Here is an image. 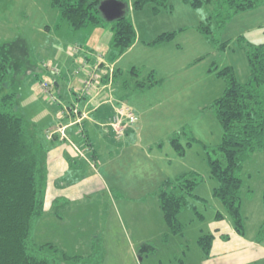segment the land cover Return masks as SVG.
I'll return each instance as SVG.
<instances>
[{
    "label": "rangeland",
    "instance_id": "obj_1",
    "mask_svg": "<svg viewBox=\"0 0 264 264\" xmlns=\"http://www.w3.org/2000/svg\"><path fill=\"white\" fill-rule=\"evenodd\" d=\"M125 1L128 4V17L137 33V45L127 55H130L129 58H134L133 55H150L140 61L155 69L162 80L161 89L137 99L142 109L139 125L143 133L141 148L139 145L123 150L126 136L116 139L112 128L107 126L117 141L108 140L112 149L100 154L95 174L94 170L80 169V176L91 180L77 187L82 190L79 200L68 207L71 218L68 217L65 225L68 233L71 230L69 237L65 234L60 236L59 226L63 227L64 224L60 223L58 216L51 215L46 221L36 223L31 239L33 252L53 264H66L59 252L61 249L67 250L71 257L83 258L73 264H206L207 259L197 243L199 238L213 232L219 210L226 213L227 222H233L221 202L213 199L212 193L217 183L210 176L201 145L194 144L185 156H180L170 139L184 128H189L198 140L209 147L218 144L216 139L222 136V129L208 106L224 92L226 82L214 75L207 80V72L213 64L220 67L232 65L236 67L239 79L247 80V60L236 39L244 36L256 44L264 42V5L255 11L237 15L222 34L216 33L221 41L233 40L230 48L221 52L193 29L194 24L206 18L208 8L194 10L181 0H171L167 8L155 13L153 5L136 11L132 6L133 0ZM113 26L114 22L101 15L100 24L74 32L60 13L52 8L50 0H0V44L21 38L28 49L25 57L14 50L9 53L12 55L10 83L11 87L18 89L20 107L31 124L42 131L49 122L33 107L35 100L44 101L50 107L52 105L39 91L41 82L54 86L58 99L57 104L53 105L57 109L56 117L64 115L62 108L69 100L59 92L55 85L56 76L51 72L58 66L56 55H64L67 61H71L69 71L64 72L65 81L70 84L65 89L75 90V93H70L77 101L81 95L77 81L84 75L87 64L82 67V59L74 58L71 54L74 47L80 46L75 39L81 36L89 39L83 46L90 47V52L83 47L85 51L78 55H111ZM187 27L171 42L155 47L148 45L164 33ZM201 58L203 60L196 64ZM47 66L50 68L47 69ZM34 68L38 69V78L33 77ZM144 71L142 75L145 76ZM131 81L134 82L133 79ZM51 130L48 132L56 129ZM76 130L73 128L69 132ZM67 133L65 136L61 134L62 139H68ZM134 140L140 142L136 138ZM62 144L70 146L68 141ZM190 170L205 178L196 190V194L205 198L196 207L203 218L197 217L192 207L186 208L180 214L184 233L173 236L160 207L159 187L165 180ZM242 178L245 183L242 212L246 235L239 236L241 240L232 238V233L226 229L225 233L231 237L226 244L231 243L230 249L240 250L244 257H255L263 254L264 248V151L258 152L245 164ZM43 180L46 187L45 175ZM166 235H169L167 240ZM256 245L261 248H250ZM96 250L101 252L103 260L92 256L97 253Z\"/></svg>",
    "mask_w": 264,
    "mask_h": 264
},
{
    "label": "trees",
    "instance_id": "obj_2",
    "mask_svg": "<svg viewBox=\"0 0 264 264\" xmlns=\"http://www.w3.org/2000/svg\"><path fill=\"white\" fill-rule=\"evenodd\" d=\"M102 1L50 0L52 8L60 13L74 32L100 24L99 6ZM118 1L126 4V14L114 22L111 42L113 60L121 58L137 42L135 26L128 17V4L125 0ZM170 1L133 0L132 6L134 10L142 11L153 5V11L158 13L167 8ZM181 1L194 10L208 8V15L198 23L195 30L221 52L228 50L233 40L221 41L216 33L222 34L237 15L255 11L264 5V0ZM187 29L164 33L148 45L155 47L171 42L178 33ZM236 42L248 63L247 80L241 81L236 68L231 65L219 67L213 64L209 69L210 73L226 82L224 92L208 107L222 129L219 144L213 147L205 145L189 128L176 134L171 139V144L180 156H185L194 144L201 145L210 176L217 183L214 197L221 202L232 219L235 232L244 237L246 224L242 209L245 183L242 171L245 164L258 152L264 151V42L256 44L244 36L238 37ZM80 48L81 53L84 49ZM12 50L23 53L24 57L28 54L26 42L21 38L0 44V264H53L50 260L37 256L31 242L36 223L45 207L46 187L43 177L47 145L42 137L43 130L31 124L22 111L18 89L11 87L12 55L9 53ZM202 60L203 58L198 59L197 62ZM132 72L138 70L134 69ZM160 85L162 80L156 72L151 71L138 80L136 88L144 91ZM87 144L91 146L89 140ZM204 181L205 178L200 173L190 171L165 180L159 187L160 207L170 235L179 236L184 233L185 227L180 214L186 208L192 207L196 216L203 218L191 203L192 200L204 201L196 194L197 188ZM54 207L58 212L63 205L56 199ZM216 218L221 220L223 215L218 213ZM168 236H165V240ZM223 238L227 240L229 237ZM215 239L214 234H204L199 238L198 245L206 257L211 255ZM96 251L92 256L103 260L101 252ZM59 252L66 264L83 260L80 256L71 257L62 250Z\"/></svg>",
    "mask_w": 264,
    "mask_h": 264
},
{
    "label": "crops",
    "instance_id": "obj_3",
    "mask_svg": "<svg viewBox=\"0 0 264 264\" xmlns=\"http://www.w3.org/2000/svg\"><path fill=\"white\" fill-rule=\"evenodd\" d=\"M197 25L198 23L194 24L193 29H195ZM82 31L83 30L78 31V32H82ZM75 40H76V43H80V47L83 48L85 47L83 45H86V42L89 39H85L84 37L81 36ZM136 43L128 52H126L121 58L117 60H113L112 55H103L102 58L99 57V55L98 57L96 55H72L74 58L78 57L82 59L80 61L82 67H85L83 64H87L85 71H83L84 75H82L81 78L78 79L77 81L81 91L83 90L84 82L88 78L87 77L88 72L93 70L96 65H99L100 67L99 73L101 75L98 95L95 94V92L92 93L91 95H86V96L80 95L77 101L74 99V96L71 95V93H75L74 92L75 90L71 88L65 89V87L66 86L69 87L70 84L66 83L64 72L66 70L69 71V65L71 64V61H67L64 55H56V57L55 55H53L56 58L57 63H58V66L54 71V74L56 76L55 85L57 86L59 92L62 95H65L66 99L69 100L67 101L68 102L67 106L76 104L80 108L82 113L84 115L86 114V118L82 122L84 125V132L86 135L79 134L78 130H79L80 125H77V124L74 125L75 123L74 117L65 116L64 118L62 116L60 118L58 116L57 118L56 117L57 109H55V106H53V104L50 107L48 105H45L47 103H45L44 101L42 102V101L35 100L33 103L34 109H36L43 116H46L48 119L47 121H49L48 125L43 130L44 133L42 134V137L45 140V143L47 145V153L45 154V159H44V175H45V180L47 183L46 196H45V207H44V212L42 216L38 218L37 222H39L40 220L46 221L47 219L50 218L51 215L55 214L56 216H58V220L60 221V223L64 224L63 227L62 225L59 226L60 236L65 234L67 235V237H69L71 230H69V233H68V231H66L67 226L65 225L68 217L71 218V214H68V207H71V204L74 201L76 202L77 200H79V196L82 190L77 189V187H79L81 184L88 183L90 179V178L83 179V176H80V169L88 168L89 170L90 169L94 170V174H95V171L98 165L97 163H99L100 161V154L103 151H110L112 149L109 147L108 140H110L111 142L116 140L113 136L111 129L104 125L113 115L115 105L124 102L138 116L137 124L135 125L133 129L128 131L126 134V138L124 139L125 146L123 150H127L132 146L137 147L139 145L141 148V141L143 139V133L140 128L141 126L139 125L141 123L140 119L142 117L141 115L142 109L140 108L138 104L139 102L137 101V99L139 96H143L144 94H147L150 91L153 92L157 89H161L162 86L161 87L156 86L151 89L144 90V91L137 90L136 88L137 82L138 80H141L142 76H144L142 75V72L145 70L144 72L146 76L151 71L155 72L154 71L155 69L150 68L149 66H146L145 63H141L140 61L141 58L148 57L150 55H133L134 58L133 57L129 58L130 55H127V54L135 48V46L137 45ZM85 48L89 50V51L86 50L87 52H90V47H85ZM90 56L92 57V59L90 58ZM233 56H238V55H233ZM196 64H197V61H196ZM134 69H137L138 72H135V73L132 72ZM34 70L35 72H34L33 77L38 78V76L40 75L38 73V69L34 68ZM207 74H208L207 80H209L208 79L209 76L211 75L215 76V74L210 73L209 70ZM131 79H133L134 82H132ZM61 97L64 99V101H66V99L63 96ZM46 106L49 108V110L47 109ZM212 115L214 114L212 113ZM58 127H66L67 128L65 131L66 133L69 132L73 128H76L77 130L76 132L71 131L67 133L68 139H62L60 134H59L60 136H55L51 140L48 139V137L46 136V133H48L49 130L52 131L51 129H56ZM216 128H218L217 124H216ZM68 134L69 135L71 134L73 136V138L70 136L72 140L71 138H69ZM221 137L222 136H218L216 140L220 142ZM134 138L140 140V142H136ZM88 140L90 141L91 146L87 144ZM64 141H68L70 146L63 145L62 143H64ZM73 145L79 146L83 150L84 156L79 155L78 152L74 149ZM161 159H162V162H165L163 158ZM183 173H186V172H183ZM178 175H176L175 177H177ZM68 178H71V179L68 180ZM57 182L59 183L58 186H57ZM216 186L217 185H215V187ZM213 193H214V189H213ZM213 193H212V196L214 199L215 197ZM197 195L201 197L202 199H205L201 195L199 194ZM56 199H58L60 203L63 205V207L60 208L58 212L55 210V207H54V202ZM198 203L199 204L203 203V201L202 200H192L193 206L198 207ZM218 213H221L223 215V219L217 220L216 216ZM216 216H215V221L217 223H216V226L213 227L212 229L213 232L211 233L216 236V239L214 242V247H213L211 255L209 257L205 256V258L207 259L206 264H259V263L264 264V248H262L263 254L259 256H255V257L254 256L244 257L245 254L240 253V250H237V249L231 250L230 249L231 243L227 245L226 241H228V239L226 240L223 238V236L225 237L228 236L227 235L228 233L227 234L225 233L226 229L230 231V233H232L233 235L232 238L240 239L239 237L240 235H238L235 232L233 224L227 222V215L225 212H222L219 210V212L216 213ZM230 238L231 237H229V239ZM243 247L245 248L246 246H243ZM250 248L254 249V248H261V247H258V245H256ZM61 250L67 253V250L65 249H61ZM180 263H183V261L180 260Z\"/></svg>",
    "mask_w": 264,
    "mask_h": 264
},
{
    "label": "built area",
    "instance_id": "obj_4",
    "mask_svg": "<svg viewBox=\"0 0 264 264\" xmlns=\"http://www.w3.org/2000/svg\"><path fill=\"white\" fill-rule=\"evenodd\" d=\"M80 47H74L71 50L72 55H77L80 53ZM101 57V56H100ZM50 68L47 66V69ZM55 69L51 72H54ZM100 67L96 65L93 70L89 71L87 74V79L84 82L83 90L81 91L82 96L91 95L95 92L98 95L99 92V83L101 79L100 75ZM39 91L43 94L45 99L48 100L51 104L55 105L57 102V97L54 94V86L49 82H41L38 86ZM63 106V105H61ZM63 117H74L75 124L80 125L79 134L83 135L84 133V125L83 121L86 118V114L84 115L80 108L75 105H64L63 106ZM138 122V116L134 113V111L124 102L115 105V109L113 115L110 119L104 124L105 126H109L112 128L116 139H123L127 132L135 127ZM66 127H58L53 132H48V139H53L55 136H59V134L65 136ZM74 149L78 152L79 155L84 156L83 150L79 148L77 145H73Z\"/></svg>",
    "mask_w": 264,
    "mask_h": 264
},
{
    "label": "water",
    "instance_id": "obj_5",
    "mask_svg": "<svg viewBox=\"0 0 264 264\" xmlns=\"http://www.w3.org/2000/svg\"><path fill=\"white\" fill-rule=\"evenodd\" d=\"M99 10L106 20L115 22L126 14V4L118 0L102 1Z\"/></svg>",
    "mask_w": 264,
    "mask_h": 264
},
{
    "label": "bare ground",
    "instance_id": "obj_6",
    "mask_svg": "<svg viewBox=\"0 0 264 264\" xmlns=\"http://www.w3.org/2000/svg\"><path fill=\"white\" fill-rule=\"evenodd\" d=\"M56 104H57V102H56ZM65 118V117H64Z\"/></svg>",
    "mask_w": 264,
    "mask_h": 264
}]
</instances>
